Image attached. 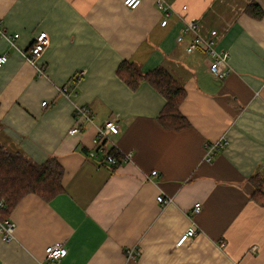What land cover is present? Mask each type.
<instances>
[{
    "label": "crops",
    "instance_id": "obj_1",
    "mask_svg": "<svg viewBox=\"0 0 264 264\" xmlns=\"http://www.w3.org/2000/svg\"><path fill=\"white\" fill-rule=\"evenodd\" d=\"M124 2L0 0V56H8L0 142L63 171L60 194H29L13 208L15 239L0 238V264H264V0ZM160 3L172 11L166 27ZM251 5L262 18L248 14ZM190 20L206 39L217 32V51L230 55L225 78L203 53H186ZM40 34L49 45L33 64ZM124 61L143 73L165 68L182 85L186 128L158 121L165 97L145 82L132 90L117 74ZM78 107L91 122L77 118ZM109 119L120 127L105 145V154H119L116 166L90 156ZM75 126L82 132L72 135ZM222 143L208 162L207 145ZM128 153L132 162L123 163ZM191 227L196 236L178 245ZM57 243L68 254L48 261L45 250Z\"/></svg>",
    "mask_w": 264,
    "mask_h": 264
},
{
    "label": "trees",
    "instance_id": "obj_2",
    "mask_svg": "<svg viewBox=\"0 0 264 264\" xmlns=\"http://www.w3.org/2000/svg\"><path fill=\"white\" fill-rule=\"evenodd\" d=\"M247 12L256 19L263 16V11L257 5L248 7ZM117 74L132 90L145 82L165 97L167 105L158 118L164 127L180 130L188 126L179 112L185 95L183 87L168 70L158 68L143 73L133 61H124ZM62 177L63 171L57 161L50 160L43 165H37L19 150H9L0 142V200L4 201L0 218L9 217L13 208L26 195L38 194L47 200L54 198L63 190ZM255 198L259 201L257 195Z\"/></svg>",
    "mask_w": 264,
    "mask_h": 264
},
{
    "label": "built area",
    "instance_id": "obj_3",
    "mask_svg": "<svg viewBox=\"0 0 264 264\" xmlns=\"http://www.w3.org/2000/svg\"><path fill=\"white\" fill-rule=\"evenodd\" d=\"M142 0H125L124 4L126 7L130 9H136L141 4ZM159 8L166 12L165 18L161 22L162 27H166L168 25V17L172 14V11L168 10L162 3L159 4ZM187 7H184L183 10L185 11ZM183 17V16H180ZM183 32L185 34H192L194 35V39L191 41V43L186 47V53L188 55H194L197 53H203L208 59H209V70L212 74H214L218 78H225L227 75V72L225 68L228 66L230 55L228 53H222L218 52L216 49V36L217 32L212 31L210 38L206 39L203 36H201L199 32V25L196 21L190 20L185 22V27L183 29ZM6 33L4 32V29L2 25L0 24V36L4 37ZM15 38L18 37V35L14 36ZM184 41V37L180 36L178 38V43H182ZM49 45V40L46 37L45 34H40L36 37L33 46L31 47L30 56L28 57V60L35 64V61L38 60L46 51L47 47ZM8 62V56L1 55L0 56V68L4 66ZM81 77H83V73L80 74ZM60 93L64 96L70 97V90L68 87H63L60 89ZM75 115L78 119L85 120V121H92V114L90 110L86 107H78L75 110ZM82 132L81 127L75 126L71 130V134H79ZM120 132L119 124L116 122V120L109 119L104 123L103 126H100L97 130L96 138H95V150L91 151L90 156L92 158H95L99 154H105V145L107 141L109 140V137L111 135H117ZM218 147V148H217ZM217 147L207 145V154H206V160L208 162L212 161L217 153L221 152L225 144H218ZM103 159L113 165L116 166L119 163V159L117 158L113 153H106L105 155H102ZM123 163H131L132 162V153L125 154L123 156ZM121 162V163H122ZM157 172H153L152 175L155 176ZM158 202L164 206L168 204V200L163 197H158ZM4 206V201L0 200V209ZM202 210L201 204H196L194 207V212L200 213ZM196 236V230L194 227H191L188 229L187 233L180 239L178 242V245H182L189 237ZM0 238L5 242H10L15 239V224L8 218H0ZM226 244L224 242L221 243V247L224 248ZM46 259L48 261H59L60 259L64 258L68 254L67 248L60 243L50 245L46 248ZM130 258L134 257V252H129Z\"/></svg>",
    "mask_w": 264,
    "mask_h": 264
},
{
    "label": "rangeland",
    "instance_id": "obj_4",
    "mask_svg": "<svg viewBox=\"0 0 264 264\" xmlns=\"http://www.w3.org/2000/svg\"><path fill=\"white\" fill-rule=\"evenodd\" d=\"M92 159H94V158H92Z\"/></svg>",
    "mask_w": 264,
    "mask_h": 264
}]
</instances>
